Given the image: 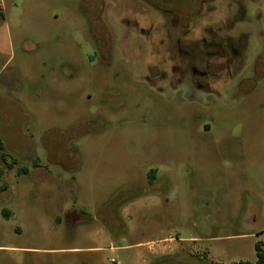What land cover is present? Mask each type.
Segmentation results:
<instances>
[{"label":"rangeland","instance_id":"rangeland-1","mask_svg":"<svg viewBox=\"0 0 264 264\" xmlns=\"http://www.w3.org/2000/svg\"><path fill=\"white\" fill-rule=\"evenodd\" d=\"M167 1L0 0V264H259L264 0Z\"/></svg>","mask_w":264,"mask_h":264},{"label":"flooded vegetation","instance_id":"flooded-vegetation-1","mask_svg":"<svg viewBox=\"0 0 264 264\" xmlns=\"http://www.w3.org/2000/svg\"><path fill=\"white\" fill-rule=\"evenodd\" d=\"M131 1L142 2L148 6H151L153 10L155 9L157 12L164 14L165 17H166V13H172V15L174 16L172 18L174 22H176L178 19L179 21L182 20V17L179 12L176 13L174 9L172 10L173 11L172 12L170 8H166V5L169 4L167 0L165 1V3L163 1L157 0L160 2V4L164 5L162 11L159 9H156V5H158L156 4L158 3L156 2V0H131ZM192 2L193 4H195L196 9H197V6L199 9L197 12L193 14L192 13L186 14L187 18L185 19V21H187V23L180 30L181 35H184V37L187 36L186 35L187 32L190 34L193 31L190 27V21L193 18V16H196L201 13L202 6H206L208 11L214 10L216 9V5H217L216 2H218V0H192ZM205 31L206 33L204 35H201L198 39L197 38L186 39L184 41V43H186L185 44L186 47L192 46L193 48L200 50L201 53L207 54V56L208 54H211V52H216L220 56L227 58L226 60H228V62L232 61V57L230 54L231 47H232L231 37L228 35H224L222 30L216 29L215 27H207ZM182 41L183 39H180L179 42L182 43Z\"/></svg>","mask_w":264,"mask_h":264},{"label":"trees","instance_id":"trees-1","mask_svg":"<svg viewBox=\"0 0 264 264\" xmlns=\"http://www.w3.org/2000/svg\"><path fill=\"white\" fill-rule=\"evenodd\" d=\"M0 150H2V158L7 163L8 167L10 168L13 167L17 163V159L15 157L12 159H9L10 153L5 150V142H4L1 132H0ZM21 167L24 168V170L28 169L25 166H21ZM3 172H4V169L0 167V176L3 174ZM150 181L154 182V178L151 177ZM255 247H256L257 255H258L257 262L259 264H264V249L262 248L261 243L257 242L255 244ZM239 264H253V263L249 260H241Z\"/></svg>","mask_w":264,"mask_h":264},{"label":"crops","instance_id":"crops-1","mask_svg":"<svg viewBox=\"0 0 264 264\" xmlns=\"http://www.w3.org/2000/svg\"><path fill=\"white\" fill-rule=\"evenodd\" d=\"M132 201H130L129 203H125V205L123 204L122 205V208H121V213H122V217H123V213L125 212V215L127 214V215H129V216H131V214H130V212H131V210H132V205L134 204V202H132ZM96 233L97 234H99V235H103L104 234V230L103 229H101V230H97L96 231ZM158 240V239H157ZM171 240L173 241H175V238L173 237H171ZM154 241H156V240H150V241H147V242H141V241H139V242H137L136 244L138 245V246H143V245H145L146 243H148V245H152V247H153V244H159L158 242H154ZM164 241H166V239L164 240ZM163 241V242H164ZM110 248H112V249H115V248H117L118 246H115V245H111V246H109ZM123 247H128V246H123ZM175 247V246H174ZM94 248H96V249H104V248H107V247H101V246H96V247H94Z\"/></svg>","mask_w":264,"mask_h":264},{"label":"built area","instance_id":"built-area-1","mask_svg":"<svg viewBox=\"0 0 264 264\" xmlns=\"http://www.w3.org/2000/svg\"><path fill=\"white\" fill-rule=\"evenodd\" d=\"M113 261H115V259L113 258Z\"/></svg>","mask_w":264,"mask_h":264}]
</instances>
